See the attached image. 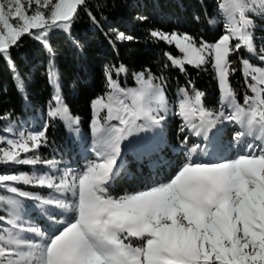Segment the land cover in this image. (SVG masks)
I'll return each mask as SVG.
<instances>
[{"label": "snow or ice", "instance_id": "obj_1", "mask_svg": "<svg viewBox=\"0 0 264 264\" xmlns=\"http://www.w3.org/2000/svg\"><path fill=\"white\" fill-rule=\"evenodd\" d=\"M80 11L103 31L107 17L102 12L97 17L88 0H0V60L12 70L17 89L26 92L12 50L26 36L35 40L49 55L45 75L52 90L39 130L9 126L0 133V165L48 169L0 174V188L12 194L0 195V264H264V36H257L264 32V0H217L223 23L213 41L179 30L146 33L182 54L164 52L170 64L163 68L187 75L186 66L211 67L220 91L217 107L205 105V93L191 80L170 100L163 73L145 68L132 73L134 87H124L119 78L129 74L128 67L106 65L105 91L90 103L92 143L85 148V163L60 167L61 161L39 154L49 143V128L59 122L70 137L85 138L80 117L66 103L50 37L63 32L81 48L72 37ZM205 22L217 25L211 18ZM104 35L114 48L136 39L113 27ZM237 71L247 89L242 102L230 79ZM70 87L75 90L76 82ZM11 116L0 114V121ZM173 118H179L180 138L169 145L165 129ZM228 126L233 131L226 147L237 154L217 158ZM164 147L175 157L164 161L174 169L168 180L112 195L127 153L143 162ZM23 200L43 206L47 229L22 218Z\"/></svg>", "mask_w": 264, "mask_h": 264}, {"label": "trees", "instance_id": "obj_2", "mask_svg": "<svg viewBox=\"0 0 264 264\" xmlns=\"http://www.w3.org/2000/svg\"><path fill=\"white\" fill-rule=\"evenodd\" d=\"M88 4L97 17L101 12L104 17H107L103 23V31L92 24L84 11H80L79 19L72 27V37L80 42L81 48L74 47L63 32L57 31L50 37L65 86L66 103L71 111L80 117L81 133L85 139L70 137L64 125L57 122L48 130L49 143L39 150L42 158H55L62 163L70 164L72 168L83 166L85 159L80 153L92 143L89 130L92 118L90 103L105 91L106 65L118 66L123 63L128 67L129 74L119 78L124 87H134L132 73L145 68H150L158 75L163 73L169 77L167 95L170 100L178 87L186 86L191 80L196 89L205 93L204 102L207 107L218 106L220 91L211 67L205 70L186 66L187 75L171 67L165 69L163 65L170 62L163 53L170 51L175 56H181L180 53L174 46L163 42H152L146 35L149 29L161 28L165 31L188 32L198 39L203 37L213 41L220 34L218 25L223 23L222 17L217 15V0H88ZM202 13L204 15H201ZM140 16H147L149 19L147 22H140L137 19ZM194 16H200V20L194 21ZM209 18L216 20L217 25L206 23L205 21ZM257 23L260 22L257 21ZM109 27L126 32L136 39L131 42H117L114 48L104 35ZM260 27L264 28V24H260ZM257 36H264V32L258 31ZM259 43L257 41L258 47ZM12 56L18 70L26 78L27 89L23 93L17 89L12 70L6 62L0 60V114L12 113L9 120L0 121V133L9 126L15 130H39L43 123L42 113L46 110L45 105L52 91L45 75L49 55L41 44L26 36L21 46L12 50ZM235 66L239 68V63L237 62ZM230 79L242 102L243 93L247 90L243 76L240 71H237ZM73 81L76 82L75 90L70 87ZM178 125L179 121L175 118L170 121L169 133L166 134L169 145L179 143ZM225 140L224 137L221 141L223 147L220 154L223 157L230 153L226 147L229 141ZM224 142L226 144H223ZM123 159L127 161V164L124 173L115 181L111 189L114 196L124 192H135L154 183L166 181L174 173V169H170L164 163V161L175 159L168 147L162 148L157 155L150 160L146 158L143 162L135 161L131 153H127ZM20 171L31 174L36 171H48V169L43 166L33 168L32 166L0 165V174H14ZM20 187L25 191L43 196L49 194V190L39 187L27 185ZM0 195L12 194L0 188ZM0 207L3 206L0 205ZM23 209V219H30L47 229L48 221L43 212V206L35 201L23 200Z\"/></svg>", "mask_w": 264, "mask_h": 264}, {"label": "rangeland", "instance_id": "obj_3", "mask_svg": "<svg viewBox=\"0 0 264 264\" xmlns=\"http://www.w3.org/2000/svg\"><path fill=\"white\" fill-rule=\"evenodd\" d=\"M178 50V49H177ZM179 52V51H178ZM180 53V52H179ZM180 55H182L181 53H180ZM177 121H179V118H175ZM169 125H170V123H169ZM169 125H168V127L165 129V135L166 134H168L169 133ZM17 131H19V130H17ZM232 131H233V126H228L226 129H225V132H224V134H223V138L225 137L226 138V142H227V140L228 141H230L231 140V133H232ZM150 135V134H149ZM170 136V135H169ZM192 139H196V138H192ZM226 142H224L223 144H226ZM83 157L85 156V150L84 151H82L81 153H80ZM237 153H236V149L235 148H232L231 150H230V153L229 154H225L226 156H224V157H229V156H235ZM88 155L90 156L91 154H90V152L88 153ZM217 158H223V156L221 155V154H219L218 155V157ZM85 163V162H84ZM83 163V164H84ZM82 164V165H83ZM70 165V164H69ZM68 165V166H69ZM65 166V163H62L61 162V164H60V167H64ZM153 165H152V163H150V167H152ZM4 190V189H3Z\"/></svg>", "mask_w": 264, "mask_h": 264}]
</instances>
